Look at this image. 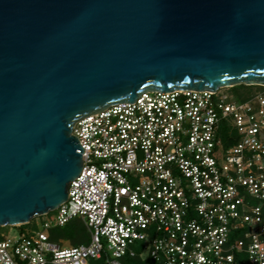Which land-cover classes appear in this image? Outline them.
I'll return each mask as SVG.
<instances>
[{"label": "water", "instance_id": "obj_1", "mask_svg": "<svg viewBox=\"0 0 264 264\" xmlns=\"http://www.w3.org/2000/svg\"><path fill=\"white\" fill-rule=\"evenodd\" d=\"M240 84L264 85V0H0V226L66 201L78 120Z\"/></svg>", "mask_w": 264, "mask_h": 264}, {"label": "built area", "instance_id": "obj_2", "mask_svg": "<svg viewBox=\"0 0 264 264\" xmlns=\"http://www.w3.org/2000/svg\"><path fill=\"white\" fill-rule=\"evenodd\" d=\"M257 86L246 99L229 87L146 91L78 120L83 166L68 198L43 229L0 233V264H87L103 255L123 264L126 254L150 264H264V85ZM76 216L87 243L50 239L45 229Z\"/></svg>", "mask_w": 264, "mask_h": 264}, {"label": "rangeland", "instance_id": "obj_3", "mask_svg": "<svg viewBox=\"0 0 264 264\" xmlns=\"http://www.w3.org/2000/svg\"><path fill=\"white\" fill-rule=\"evenodd\" d=\"M232 94L239 98V93L235 92V94ZM56 216L57 210H52L47 215H40L33 218L30 223L25 224L23 228L18 226H0V233L16 236L23 231L40 230L43 229L42 223L45 220H49L53 223L56 219ZM45 231L49 234L50 230L45 229ZM56 234L59 235V242L64 246H70L72 244L71 239H74L76 241L75 243L77 244H85L90 239V233L85 221L78 216L72 217L66 226L58 227V229H56ZM139 246L140 242H136L133 248L138 249Z\"/></svg>", "mask_w": 264, "mask_h": 264}, {"label": "trees", "instance_id": "obj_4", "mask_svg": "<svg viewBox=\"0 0 264 264\" xmlns=\"http://www.w3.org/2000/svg\"><path fill=\"white\" fill-rule=\"evenodd\" d=\"M260 88V86L257 85H244V84H240V85H236V86H232L229 87V91L231 93H239V99H246L248 98L250 95H252L256 90H258ZM235 91V92H234ZM232 137H230V143H233L234 141L237 140V135L235 134V132L232 133ZM254 203L258 204L259 201L258 200H254ZM262 215H263V222H264V203L262 204ZM30 223V222H29ZM27 224V223H26ZM25 224H22L18 227L23 228ZM67 223L63 226H66ZM61 227V226H59ZM56 229H58V227H54L51 228L49 231V236L50 239L54 240V241H58L59 242V235L56 234ZM233 237H241V233L240 232H236V234ZM76 241L74 239H71V245H79L77 243H75ZM140 247V246H139ZM140 250V248L136 249L137 253ZM122 263L123 264H150L151 263V259L149 257L146 258H142L139 254L136 255H130V254H126L122 257ZM245 263V260L243 262ZM87 264H107L106 263V258L103 255L100 258H91L88 260Z\"/></svg>", "mask_w": 264, "mask_h": 264}]
</instances>
